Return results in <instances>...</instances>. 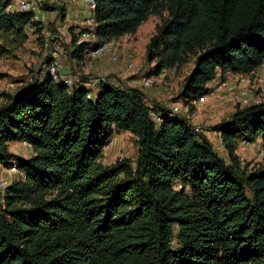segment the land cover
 Here are the masks:
<instances>
[{"label":"trees","instance_id":"trees-1","mask_svg":"<svg viewBox=\"0 0 264 264\" xmlns=\"http://www.w3.org/2000/svg\"><path fill=\"white\" fill-rule=\"evenodd\" d=\"M12 2L0 0V40L16 48L48 24ZM151 15L159 22L145 46L148 75L191 62L174 98L188 114L216 79L252 74L264 60V0H94L96 40L76 44L70 28L62 49L83 62L93 45L135 34ZM47 66L0 104V165L18 172L0 187V264H264V160L249 168L237 153L264 144V100L237 102L209 129L221 154L183 111L162 114L165 102L150 103L141 82H108L93 98ZM115 130L133 135L137 155L103 167ZM10 142H26L31 155Z\"/></svg>","mask_w":264,"mask_h":264},{"label":"rangeland","instance_id":"rangeland-1","mask_svg":"<svg viewBox=\"0 0 264 264\" xmlns=\"http://www.w3.org/2000/svg\"><path fill=\"white\" fill-rule=\"evenodd\" d=\"M44 2L47 3V7H45ZM60 4L61 2L57 3L53 0L40 1V9L42 13L47 15L45 16V21L48 24L47 28L44 27L45 25H43V28L41 29L42 31L39 32L38 35L32 31H28V39L22 46L15 48L11 45L5 44L4 42L2 45L0 40V104L4 101L5 94L12 93L18 89L22 80L27 81L41 71L42 73H45L46 66L49 64L47 63V60H52L54 56L53 54L56 52L54 48H64V45L68 42L67 38H69L70 35L67 37L62 28L57 29L54 25L55 21H59L62 24L66 16H63V18L60 16L61 14L59 11L64 7L63 4ZM49 6H56L57 9L50 8ZM85 14L87 15V12L84 13V15ZM158 22L159 18L157 16L151 15L138 27L134 35H128L127 37L111 42L112 46H114L119 51V55L122 54L121 49L131 48L132 53L135 55H127L126 57H128L127 65L129 62H132L133 65L127 67L134 71L137 69L139 70L135 76L140 77V82L142 74L145 73L148 75V70H150V68L153 66V63L147 64L145 61V46L152 33H154ZM83 27H87L86 23L83 24ZM49 28H56V38L55 40L53 39L51 47L42 44L37 37L39 36L41 38L42 36L44 41H46L49 37ZM68 60L69 59L67 58V61ZM118 61L119 59L116 62ZM190 67L191 62L183 65L177 74L173 72V75H168L167 77L162 76V74L159 76L150 75L151 77L158 79V81L154 82V85L157 82L156 86L161 87V89L164 90V93L162 92L163 98L154 99L152 103H157V100L160 103L175 101L174 98L176 97L180 88L182 79L184 75L190 70ZM256 72L257 73L252 76L248 84H236L237 89L246 90L248 99H250V101L253 103L264 100V70H257ZM101 87L102 85H96L86 88L90 91L89 93L91 97L96 98L98 90H100ZM215 97V99L213 97L209 98L207 95L202 101L196 103L198 110L196 109V114H194V116H197V121H195L194 125L199 124L206 128L208 130L207 134L211 135L210 142L214 148L217 149L221 154H224L222 147L218 145L219 143L216 131L209 129H211L213 125L226 120L233 111L238 100L230 101L222 93L216 95ZM212 100L214 102H212ZM178 106L180 107L181 111L185 110L180 101H178ZM212 135L214 138H212ZM9 150L17 156L23 158L29 157L32 153L31 147L21 142H10ZM137 150V144L132 134L127 131L115 130L109 143L103 149L99 158V162L103 167H109L117 159L128 158L133 161L137 155ZM237 153L244 163H248L249 168L257 167L258 164H261V162L264 160V144L261 142V140L244 143L239 145ZM17 174L18 172L14 170L8 171V168L0 165V180L12 179L13 177H17ZM177 246V239L175 236H173L172 247L176 248Z\"/></svg>","mask_w":264,"mask_h":264},{"label":"built area","instance_id":"built-area-1","mask_svg":"<svg viewBox=\"0 0 264 264\" xmlns=\"http://www.w3.org/2000/svg\"><path fill=\"white\" fill-rule=\"evenodd\" d=\"M71 3L76 2L77 0H69ZM82 4L85 7V11L87 12V16L84 19L87 27H82L81 30L77 33L76 37V44H80L84 41L87 42H94L96 40V35L94 31V22L92 18V11L94 9V0H81ZM11 8H14L17 11L21 12H30L33 16L34 20H43L45 21L46 14H43L40 9V4L36 2V0H16L14 4L9 5ZM48 41L46 40L45 46L48 45ZM61 53L66 56L67 52L66 50L61 49ZM107 55L109 60L111 62H116L119 59V53L118 50L112 46L111 42H106L102 44H95L93 45L87 53L86 60L89 62H92L93 60L102 57L103 55ZM129 67L132 66V62H129ZM58 61L53 57L51 62L47 66V71L49 76L55 80V81H61L64 84H67L69 86L73 85H79V76H62L58 73L57 70ZM264 70V60L261 63L258 71ZM257 72H254L252 74H231L227 73L224 77H220L215 80L214 89L211 93H222L228 98V100H238L241 104H249L251 103L250 99L247 97L246 90H239L237 89L236 84H248L250 79L253 75H255ZM162 76H168L173 75V71H163ZM158 81L157 78H153L150 75L144 74L141 78V85L144 88H151L154 85V82ZM109 82L108 76L103 72H86L85 73V80L84 83H86V87H93L96 85H104ZM234 82V84H233ZM203 98L199 99L197 102L202 101ZM196 102V103H197ZM259 102V101H257ZM163 113L168 116L172 115H178L181 110L180 107L171 101H167L163 105ZM151 115L155 121H161V114L159 112H151ZM195 129L199 132L207 133L208 130L204 128L202 125L196 124ZM219 134V133H218ZM23 144H26V142H23ZM10 170H16L15 167L10 168ZM6 184V181L3 180L0 182V187H4Z\"/></svg>","mask_w":264,"mask_h":264},{"label":"crops","instance_id":"crops-1","mask_svg":"<svg viewBox=\"0 0 264 264\" xmlns=\"http://www.w3.org/2000/svg\"><path fill=\"white\" fill-rule=\"evenodd\" d=\"M40 1L41 0H36V2L39 4H40ZM53 1H56L57 3L61 2L60 5L62 4L64 5L63 7L64 15H66L62 24L59 21H55L54 25L56 26V28L57 29L62 28L63 32L66 34L67 37L70 35L69 33L70 28H73L74 32L77 34L83 27V24L85 23L84 18H86L87 16L86 14L84 15L86 11H85L84 5L82 4V1L77 0L74 3H71L69 0H53ZM15 2L16 0H13L12 4H14ZM127 36L128 35L121 36L119 39H122ZM67 39L69 41V38ZM54 49L56 50L55 52L56 54L54 53L53 57L58 61V66H57L58 73L62 76H67V77L68 76H79L80 77L79 86L86 87V83H84L85 73L90 72V71L105 73L108 76L109 83L111 84H122V85L130 86V87L140 86V79H139L140 77L135 76L139 70L137 69L136 71H134L131 68L127 67L129 65H127L128 57L126 56L127 55L130 56L134 54L132 53L131 48L121 49L122 54L119 55V61L116 63L111 62L107 55L99 57L97 60L93 62H89L88 60H85L80 63H76L73 60L67 61V58H65L66 56L64 57V55L61 53L62 48L57 47V49L56 48ZM156 83L154 87L146 90L147 100L150 103H152L154 99L163 98L164 90H162L161 87H157ZM219 94L220 93L214 92V93H210L208 96L209 98H212V97L214 98L216 95H219ZM175 102L178 105V101H175ZM212 102L214 101L212 100ZM196 109L198 110V107H196ZM186 111L187 110L185 109L181 115L184 118H186L189 122L195 124V121H197V116H194V114H196V111L193 114H188ZM207 136L209 140L211 141V138H210L211 135L207 134ZM212 138H214L213 135H212Z\"/></svg>","mask_w":264,"mask_h":264}]
</instances>
